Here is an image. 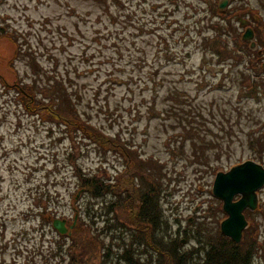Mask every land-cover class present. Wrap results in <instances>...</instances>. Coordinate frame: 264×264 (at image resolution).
Returning <instances> with one entry per match:
<instances>
[{
  "label": "rangeland",
  "instance_id": "1",
  "mask_svg": "<svg viewBox=\"0 0 264 264\" xmlns=\"http://www.w3.org/2000/svg\"><path fill=\"white\" fill-rule=\"evenodd\" d=\"M208 1L0 0V264H124L133 257L131 242H143L144 231L123 223L126 210L117 211L120 222L107 209L123 201L120 190L93 197L76 177L74 166L112 179L123 157L21 106L15 87L32 84L40 97L54 77L88 125L153 158L150 184L166 241L176 238L186 250L197 246L189 235L198 227L202 240L223 234L226 213L212 194L216 173L258 158L264 166V85L250 89L247 57L229 53L244 55L251 41L264 51V0L226 1L222 17L228 12L231 26L219 29L210 25ZM245 15L248 24L241 25ZM246 27L256 29L249 39L241 37ZM215 34L223 42L204 38ZM259 71L264 65L251 74ZM184 124L194 126L195 137L183 133ZM74 216L89 235L99 233L97 245L74 247ZM244 216L259 244L251 264H264V185ZM55 218L67 219L65 234L52 227ZM137 246L144 249L140 262L155 257Z\"/></svg>",
  "mask_w": 264,
  "mask_h": 264
},
{
  "label": "trees",
  "instance_id": "2",
  "mask_svg": "<svg viewBox=\"0 0 264 264\" xmlns=\"http://www.w3.org/2000/svg\"><path fill=\"white\" fill-rule=\"evenodd\" d=\"M208 3L210 15L215 19V21L210 24L211 27L215 29L225 26L230 27L231 23L229 22V19L225 21V17H222V14L225 11L219 9L218 4L213 0L208 1ZM246 9L247 8H236L235 10L244 11ZM250 11L253 12L254 10L250 9ZM216 15L222 18H219ZM252 18L256 25L262 21V17L259 16L257 12L252 15ZM255 30V27H252V31ZM204 38L215 43L223 42V38L217 34ZM247 45V53L244 55L241 50H234L233 52V50L230 49L229 53L240 54L239 56L236 55L238 58L247 57L245 69L247 70L248 76L250 74V76L255 79V82H253L254 85H249L248 87L254 90L256 86L264 85V72L259 71L251 74L252 70H259L262 68V65H264L263 62H260V64L257 65L256 61L257 58L264 56V51L263 48L260 47H258V49L257 47L252 49L250 43H247ZM216 51L219 52V50ZM235 51H238L239 53H235ZM224 52L221 51L217 54L222 55L221 53ZM1 81L7 86L4 80L1 79ZM256 81L260 84L256 83ZM15 88L18 89V100L21 101L19 102L21 103V106L23 105L26 111L40 116L46 115L52 119V121L70 126L72 128L71 131L74 130L76 133L77 131H80L83 134V137L90 139L95 145L99 144L115 150L123 157L125 165L119 170L120 172H115V176L112 179L110 176L103 178L97 174L87 175L82 173L77 166L74 167L78 172L76 177L79 181L80 189L90 192L93 197L107 195L109 192L112 193L116 190H120L117 194L124 195V198L122 199L123 201L120 204L112 202L107 206V209L114 210L116 212V218L120 221L117 211L123 208L126 210V215H128L124 222H120L125 223V225L128 226L129 229L132 228L133 231H144L142 243L140 240L135 241V243L133 241L131 242L132 244H135L132 247L130 246V252L133 257L132 259H129L128 257L123 258L124 264H251L252 256H254L255 253V247H257V251L259 249L258 239L253 236L256 231L255 226L249 231L246 227L242 232V237L239 242H235L230 237L223 234L202 240L201 238H198L202 234L198 227L195 234L191 233L189 235V239L195 240L197 246H201L203 251L202 258L200 257L201 252L199 253L196 249L197 246L190 247L186 250H180L177 248L180 247L178 239H172V237H170V239L166 241L163 236L166 234L169 235V232H166L167 229H165L164 235L161 234L162 229H160V227L163 223L162 216L158 206V198L153 195L154 190L150 184L154 177L153 158L150 156H143L137 149V146H134L130 141L122 140L119 136H106L100 130L88 125L81 116H79V110L74 103L72 96L68 94L66 85L60 78L54 77L51 86L43 88L44 92L40 97L37 96V92L39 91H36L35 86L33 87L32 84H26ZM173 113L176 114L175 111H173ZM184 125L185 126L182 128L183 133L190 138L195 137L197 132H195L193 128L194 126L190 124ZM68 134L70 141L73 143V134L69 131ZM197 137L202 140V136L197 134ZM261 157L264 158L263 156ZM258 159L263 162L261 158ZM126 176L128 179L126 178L122 180ZM150 177L152 179H150ZM146 180L148 181V184H145V186L142 187ZM77 221L72 229V231L77 234L74 239L77 244H75L74 247L76 246L77 249L81 248V250H85L88 246H91L92 248L97 245L99 233L89 235V228H86L80 221ZM84 231L86 234H83ZM247 237L248 240H246ZM162 239L164 241H162ZM138 244L142 246L145 245L146 250L150 249L153 251L155 257L153 258V256L150 255L147 263L140 262L144 261L140 260L139 256L140 253L144 254V249L138 252ZM125 246V253H127L129 252V247H127V244Z\"/></svg>",
  "mask_w": 264,
  "mask_h": 264
},
{
  "label": "water",
  "instance_id": "3",
  "mask_svg": "<svg viewBox=\"0 0 264 264\" xmlns=\"http://www.w3.org/2000/svg\"><path fill=\"white\" fill-rule=\"evenodd\" d=\"M225 4L226 0H222L219 7L223 8ZM240 22L242 25L245 24L244 20L240 19ZM251 36V29L246 28L242 38L249 39ZM251 46H254L253 42ZM263 185L264 167L252 160L239 163L228 171H219L213 179L212 194L222 200V209L227 214L220 223V230L235 242L240 241L242 231L247 225L243 210L246 208L253 210L256 207V191ZM236 195L239 198L234 200ZM52 225L59 233L63 234L67 230L63 219H53Z\"/></svg>",
  "mask_w": 264,
  "mask_h": 264
}]
</instances>
